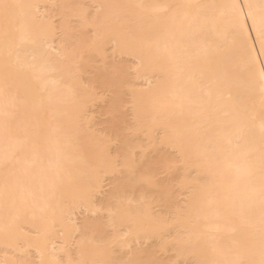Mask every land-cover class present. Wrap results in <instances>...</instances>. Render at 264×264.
<instances>
[{"label": "bare ground", "instance_id": "obj_1", "mask_svg": "<svg viewBox=\"0 0 264 264\" xmlns=\"http://www.w3.org/2000/svg\"><path fill=\"white\" fill-rule=\"evenodd\" d=\"M176 263L264 264V0H0V264Z\"/></svg>", "mask_w": 264, "mask_h": 264}, {"label": "rangeland", "instance_id": "obj_2", "mask_svg": "<svg viewBox=\"0 0 264 264\" xmlns=\"http://www.w3.org/2000/svg\"><path fill=\"white\" fill-rule=\"evenodd\" d=\"M115 59V58H114ZM118 59H119V57H118ZM116 60H117V58H116ZM116 60H114V61H116ZM123 59L121 58V60L119 61V60H117V62L119 61V62H121ZM126 60V59H125ZM127 61V60H126ZM125 61V62H126ZM123 62V64H124V61H122ZM128 62V61H127ZM130 62V61H129ZM131 63V62H130ZM163 175H161V177H162ZM164 176L167 178V176H166V174H164ZM168 177H169V175H168ZM163 255V254H162ZM160 256V255H159ZM166 255H164V257H165ZM31 259H36V258H31ZM180 263H182V262H180ZM176 264H178V263H176Z\"/></svg>", "mask_w": 264, "mask_h": 264}]
</instances>
